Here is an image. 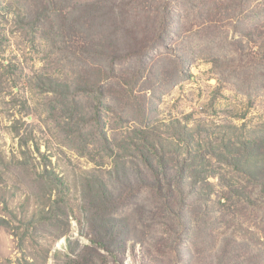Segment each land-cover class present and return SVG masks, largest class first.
Here are the masks:
<instances>
[{"label":"rangeland","instance_id":"1","mask_svg":"<svg viewBox=\"0 0 264 264\" xmlns=\"http://www.w3.org/2000/svg\"><path fill=\"white\" fill-rule=\"evenodd\" d=\"M176 121L264 130V0H0V264H264V208L222 199L218 176L184 226L119 189L137 132ZM95 179L124 255L91 241Z\"/></svg>","mask_w":264,"mask_h":264},{"label":"trees","instance_id":"2","mask_svg":"<svg viewBox=\"0 0 264 264\" xmlns=\"http://www.w3.org/2000/svg\"><path fill=\"white\" fill-rule=\"evenodd\" d=\"M83 52L85 56L91 55L85 48ZM48 85L53 92L70 89L68 85L55 81ZM202 132L207 133V130ZM202 132L179 121L167 126V137L159 127L138 131L133 143H136L140 161L135 162L136 167L131 172L122 167L123 172L116 174L119 189L123 192L136 189L153 192L163 209L176 216L181 226L189 223L184 219L185 211L192 215L190 207L196 205L199 209L208 205L216 187L210 178L215 176L224 189L222 199L242 198L252 206L264 208V130L253 135L244 132L236 138L224 134L216 138L207 135L201 139ZM116 170L121 171L120 168ZM227 172L232 177H228ZM110 190L106 181L95 179L91 241L108 253L124 255L130 234L121 231L128 230L126 227L113 223L115 218L111 209L117 202L112 200ZM134 248L132 255L136 256ZM142 254L143 259L148 258L147 250Z\"/></svg>","mask_w":264,"mask_h":264}]
</instances>
